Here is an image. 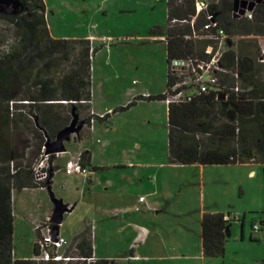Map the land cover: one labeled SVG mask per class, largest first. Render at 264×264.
Returning <instances> with one entry per match:
<instances>
[{
    "label": "trees",
    "instance_id": "16d2710c",
    "mask_svg": "<svg viewBox=\"0 0 264 264\" xmlns=\"http://www.w3.org/2000/svg\"><path fill=\"white\" fill-rule=\"evenodd\" d=\"M166 26L149 29L150 36H162L166 47V89L159 95L135 96L126 111L138 101H164L174 78L170 71L174 59L209 61L205 52L210 41L203 29L211 14L217 27L227 35L225 51L220 61L223 71L215 73L214 82L201 92L192 89L191 96L167 104V163L173 166L259 164L264 173V96L258 98L241 86L249 71L232 39L248 36L264 37V4L251 10V17L236 15L235 0H217L197 13L196 0H164ZM255 1V0H248ZM12 13L7 12L9 5ZM175 20V23H172ZM9 23L13 39L0 46V264H129L134 250L118 253L113 259H93L92 227L76 233L63 250L74 260L37 261L38 229L35 231L32 256L17 258L13 246V192L22 189L50 188L59 166L56 154L48 156L47 176L37 181L33 167L41 159L46 139L54 141L59 131L70 124L73 114L85 125L76 140L88 136L91 119L105 122L90 112L91 61L96 51L89 39L52 38L46 22L43 0H0V22ZM184 21V22H183ZM224 95L220 99L219 96ZM22 139V151L15 145V133ZM37 149L35 157L24 149ZM34 149V150H35ZM33 150V152H34ZM82 167L90 171L104 168L91 166V155L79 156ZM221 212H205L201 218L202 256H222L226 242V227L234 218L224 220ZM243 220V219H242ZM52 228L53 224L46 221ZM255 225V224H253ZM60 227V226H59ZM253 227V226H252ZM124 260V261H123ZM264 264V258L259 261Z\"/></svg>",
    "mask_w": 264,
    "mask_h": 264
},
{
    "label": "rangeland",
    "instance_id": "374dc122",
    "mask_svg": "<svg viewBox=\"0 0 264 264\" xmlns=\"http://www.w3.org/2000/svg\"><path fill=\"white\" fill-rule=\"evenodd\" d=\"M43 1L47 7V26L53 38L76 39L91 34L99 39L93 44L98 50L93 57L92 68L95 70V80L103 81L106 90L114 87L112 82L102 79L110 74L108 72L112 67L115 66L126 74L123 92L118 89L114 97L123 100L126 88L130 93L133 89L143 88L154 95L162 94L167 71L166 50L163 43L148 37V31L155 26H166L164 0ZM207 1L214 3L217 0ZM13 37L9 23L1 21L0 46ZM95 123L99 129L110 127L108 123ZM116 124L118 134L111 132L105 136L111 140V146L104 157L107 162L122 161L127 155H131L132 150L137 153L139 161L163 163V167L109 168L106 172L82 175L83 181L74 180L70 183L57 171L55 183L51 186L56 198L74 204L83 193L80 188L85 190L87 187L93 189L92 193L95 195L94 200H90L93 208L90 210L89 205L84 203L66 217L63 229L70 230L84 216L91 219L94 211L107 212L108 207L120 204L121 197L131 201L141 195L149 202H163L154 211L165 208L164 211L143 219L147 228L152 226V220L156 222V240H161L175 249L180 246L182 250L184 247V240L180 237L182 225L192 223L201 209L234 215L229 224L230 233L222 256H182L179 260L164 259L147 264H259L264 258V173L261 165H210L205 166L202 175L197 168L190 166H167V110L161 101L139 103L129 114L121 116ZM134 142L140 145V150L135 149ZM135 169L141 170L143 175L136 177ZM251 169L256 172L251 173ZM150 170L152 173L156 171L155 179H151L153 175ZM96 178L99 183L96 181L91 185L87 182ZM105 181L114 185L107 194L104 191ZM48 204L50 199L46 191L13 192L12 239L14 253L18 258L32 256L34 227L49 220L52 208L49 215L42 218ZM189 210L190 213L181 214ZM253 224L259 226L258 231H253ZM97 225L96 233L100 241L106 235L113 238L117 236L116 221H103ZM59 236L63 237L61 234ZM63 238L69 241V238ZM156 240L152 237L148 243ZM96 246L95 242V248ZM102 248L105 249L107 259H113L118 253L129 250L124 247L120 249L122 251H116V247L105 245ZM143 248L146 249L147 244ZM129 264H143V261H130Z\"/></svg>",
    "mask_w": 264,
    "mask_h": 264
},
{
    "label": "crops",
    "instance_id": "0c3cea01",
    "mask_svg": "<svg viewBox=\"0 0 264 264\" xmlns=\"http://www.w3.org/2000/svg\"><path fill=\"white\" fill-rule=\"evenodd\" d=\"M216 2V1H215ZM47 11V7H46ZM52 37V36H51ZM148 37L151 40H157L160 43L163 39L162 36H150L148 34ZM53 38V37H52ZM58 39V38H56ZM64 39V38H63ZM81 39V38H76ZM83 39H89L91 46L93 47L94 42L98 41L99 39L93 35H86L83 37ZM233 42V48L236 49L239 54L251 62L250 65L246 64L245 67L249 68V71L243 75V78L241 79V86L243 89L250 92L252 95L261 98L264 96V61L261 59L260 52L261 50L264 51V37H256V36H248V37H240V38H234L232 39ZM165 46V43H163ZM166 50V47H165ZM264 58V57H263ZM93 60V58H92ZM264 60V59H263ZM122 67V66H121ZM95 70L92 68V61H91V76H90V82H91V100H90V112H92L93 115L101 117L104 114L110 113L111 116L108 118L107 121L102 122L105 125H110V129L105 127L104 129H99L100 127H96V121L92 124V127L88 133V136L86 138H83L82 140H76V135H73L71 137V140L67 143H65L66 151L60 154H57V158L54 160V164L59 166V169L57 171H60L61 176L67 180V182H73L76 181H83L81 174H71L67 175L64 172V165L67 161L76 160L79 158L80 154L82 152H89L91 155V166L92 167H99L104 168L102 171H90L91 174H98L102 172H106L109 168H115V169H128V168H145V169H153V168H161L163 167V163L157 164L153 162H142L137 159V153L135 151L131 150V155H127L125 159L122 161H115V162H107L106 159H104L109 147L111 146V140L106 139V134H109L111 132L115 133L114 135L118 134L119 131L117 128L116 121L121 118V116L125 114H129L133 109H135L139 103L144 102V100H140L137 102L136 105L129 108L126 111H113L115 109H118L120 107H125L135 96H148V95H154L150 91H147L146 89H133L131 90V93L129 92L128 88L124 90L125 92V98L123 100L114 97V93L117 92L118 89H121L123 92L124 84L126 83V74L123 73L122 70L117 69V67H112L111 70L108 72L110 73L108 76H105L102 79H105L108 83H113L114 87L112 86L110 89H105V83L103 81H96L94 76ZM114 74V75H113ZM124 74V75H123ZM123 75V76H122ZM124 81V82H123ZM99 89L101 90V93H99ZM166 89V80H165V88L163 92ZM96 90L97 94L96 95ZM162 92V93H163ZM156 94V93H155ZM148 102V101H145ZM150 102H156V101H150ZM163 102V101H161ZM163 104L166 105V103L163 102ZM167 110V105H166ZM98 128V129H97ZM102 128V127H101ZM105 130V131H104ZM27 135L21 131H18L15 133V145L20 149L19 151H22L23 148L21 146L22 139H25ZM117 141V139H116ZM136 150H140V145L134 142V145ZM35 148H33L34 150ZM32 151H25V155L30 152L31 158L35 157V153L37 152L35 149L34 152ZM60 162L61 164H59ZM167 166L175 167L173 165H169L166 163ZM248 166L253 165H259V164H244ZM262 166V165H261ZM190 167L197 168V171L202 175L205 171V166L202 165H190ZM56 171V172H57ZM56 172H54V175L52 177V185L55 183V175ZM136 177H140L143 175L141 170H136ZM255 169H251V173H255ZM150 174L153 175L151 179H155L156 177V171L152 173L150 170ZM149 174V175H150ZM98 182L97 178L95 180L90 179L87 180L89 184H93L94 182ZM51 185V186H52ZM104 191L105 194L109 191V189L113 188L114 185L112 182L105 181L104 183ZM22 190H42L48 192L44 188H38V189H22ZM93 190V189H92ZM90 188H80V192H83L81 196L78 198V201L74 204H71L70 202H67V204L70 207V212L64 214L63 218V224L59 227V234L63 235L65 238H69V241H71L72 237L81 231L85 226L90 225L92 227V249H93V259H107L105 254V249L102 247L109 246V247H116V251H122L120 249H124V247H127V249H133L134 250V258L131 259V261H143V264H147L149 262H156V260H166V259H174L179 260L182 256L185 257H191V258H197L198 255L202 256V236H201V218L202 214L205 212H216L214 210H204L201 209L198 213H196L192 223L189 224L186 223L182 225L181 231H180V237L184 240V247L180 250V246L175 249L170 245H167L161 240H156V222L151 221L152 226L150 228H147L144 219L152 217L153 214L156 215L163 210H157L159 207H161L163 202H149L146 198H144L141 195H138L137 198H132L131 201L128 199H122L120 200V204L108 207L109 210L107 212L103 213H96L94 211L93 217L90 219L88 216H84L82 221L77 222L75 226L70 228V230L63 229L65 226L64 220L67 216L72 214L77 208L80 206L87 204L90 207V210L93 208L91 199L94 200V193ZM78 191V189L76 190ZM85 191V192H84ZM116 196H119V194H116ZM143 198V201H140V198ZM166 201V200H164ZM52 208V204H48V209L42 214V218L44 216H48ZM189 211H183L181 214H187L190 213ZM223 213V212H221ZM224 214V213H223ZM41 218V220H42ZM109 222V221H116L117 222V236L114 238L112 236L106 237L104 236L103 241H100L99 237H97V230L98 225L100 222ZM97 225V226H96ZM95 232V233H94ZM159 232V231H158ZM62 237V238H63ZM154 238L156 241L148 243L149 239ZM96 239V240H95ZM67 241V240H66ZM95 242L97 244L95 248ZM147 244V248H143ZM137 245L139 246L137 248ZM189 245V247H187ZM100 247L102 248L100 250ZM112 248V249H113ZM119 249V250H118ZM136 249V250H135ZM175 249V250H174ZM121 253V252H120ZM185 254V255H184ZM16 255V254H15ZM17 257V256H16ZM18 258V257H17ZM176 264H182L180 262H176Z\"/></svg>",
    "mask_w": 264,
    "mask_h": 264
},
{
    "label": "built area",
    "instance_id": "2783aa9c",
    "mask_svg": "<svg viewBox=\"0 0 264 264\" xmlns=\"http://www.w3.org/2000/svg\"><path fill=\"white\" fill-rule=\"evenodd\" d=\"M207 2L204 0H196L197 13L207 9ZM252 11H246L244 16L251 17ZM208 22L203 26V29L209 33L205 36L210 41V44L206 47L205 52L211 56L209 61H199L191 59H174L170 64V71L174 81L170 87V91L166 93V99L164 103L169 104L172 101H178L185 99V97L191 96V90L196 88L201 92H205L208 89V83L214 82L215 73L223 71L220 61L225 51L227 35L224 31L217 27V23L214 21V17L211 14L206 16ZM184 22V21H183ZM175 23V20H172ZM261 59L264 61V51L260 52ZM164 93V92H163ZM92 114V112H91ZM103 116V115H102ZM101 116V117H102ZM91 127L94 120L91 119ZM43 155L41 159L33 167L34 176L37 181H43L47 176L48 168V156L45 154V148L43 147ZM57 155V154H56ZM64 172L67 175L81 174L87 175L90 173L89 168L82 167L79 158L76 160L67 161L64 165ZM143 201L141 197L139 199ZM234 218V215H225L224 220ZM253 231H258L259 226L253 225ZM34 229H38L40 238L37 240L38 255L33 256V259L39 261H64L69 262L74 260L70 256H64L63 250L69 245L61 236L53 237L52 228L46 222H41L35 225ZM62 251L60 252V250Z\"/></svg>",
    "mask_w": 264,
    "mask_h": 264
},
{
    "label": "water",
    "instance_id": "95a60500",
    "mask_svg": "<svg viewBox=\"0 0 264 264\" xmlns=\"http://www.w3.org/2000/svg\"><path fill=\"white\" fill-rule=\"evenodd\" d=\"M263 3L264 0H235L234 1V12L236 15H244L246 11H251L256 4ZM14 6L11 4L7 8L8 13H12ZM220 99L224 98V95L219 96ZM84 121H79V117L73 114V119L68 126L58 132L54 141L46 139L44 148L45 154H60L66 151L65 143L71 140L73 135H77L80 130L84 127ZM49 194V199L52 204V212L50 215V221L53 224L52 236L55 238L59 234V226L61 225L64 214L70 212V207L62 199L56 198L50 188L46 189ZM229 225L226 227V236L229 235Z\"/></svg>",
    "mask_w": 264,
    "mask_h": 264
}]
</instances>
